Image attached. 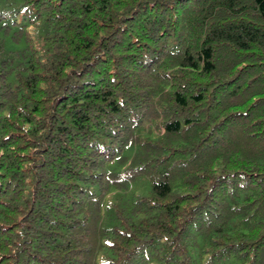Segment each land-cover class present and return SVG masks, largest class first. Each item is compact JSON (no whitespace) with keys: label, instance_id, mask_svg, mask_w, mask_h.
<instances>
[{"label":"trees","instance_id":"trees-1","mask_svg":"<svg viewBox=\"0 0 264 264\" xmlns=\"http://www.w3.org/2000/svg\"><path fill=\"white\" fill-rule=\"evenodd\" d=\"M0 264H264V0H0Z\"/></svg>","mask_w":264,"mask_h":264}]
</instances>
